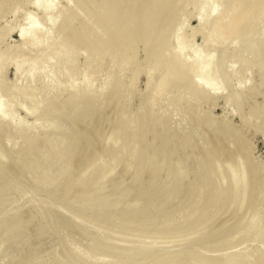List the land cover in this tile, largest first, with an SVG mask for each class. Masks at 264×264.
Returning <instances> with one entry per match:
<instances>
[{"label":"rangeland","instance_id":"rangeland-1","mask_svg":"<svg viewBox=\"0 0 264 264\" xmlns=\"http://www.w3.org/2000/svg\"><path fill=\"white\" fill-rule=\"evenodd\" d=\"M234 1L0 4V264H264V0Z\"/></svg>","mask_w":264,"mask_h":264},{"label":"bare ground","instance_id":"bare-ground-1","mask_svg":"<svg viewBox=\"0 0 264 264\" xmlns=\"http://www.w3.org/2000/svg\"><path fill=\"white\" fill-rule=\"evenodd\" d=\"M54 1H57V0H52V2H51V0H49L48 2H47V0H46V1L44 0L45 5H44L43 9H44L45 7L47 8V6L50 7V6L54 3ZM228 1H229V0H226V2H225L226 5H224V7H226V8H224L225 11H226V10L228 11V12L226 11L227 14H229V9L227 8V6H228V5H227V4H228ZM239 1H240V0H239ZM239 1H238V2H239ZM253 1H255V0H247V2H249V3L243 6L242 9L245 10L246 13H248V10H249L248 8H250V6L252 5L251 2L253 3ZM262 1H263V0H262ZM3 2H4V0H0V4L3 3ZM44 2H43V0H40L41 7L43 6ZM49 2H51V5H49V4H50ZM168 2H170V1H168ZM234 2H235V1L233 0L232 3H234ZM40 3L38 4V7H39ZM165 3H166V2H165ZM240 3H241V2H240ZM257 3H258V1H257ZM162 5H163V3H162ZM167 5H168V4H167ZM167 5L164 4V6H165L164 9L161 8L162 6L160 7V8H161V11H160V9H159L160 13L162 12V10H163V12H164V11H165V12H166V11L168 12L169 8H168V10H167V7H166ZM170 5H171V4H170ZM230 5H231V0H230V4H229V6H230ZM241 5H243V3H242ZM241 5H240V6H241ZM258 5H259V4H258ZM52 6H53V5H52ZM175 6H176V5H175ZM169 7H170V6H169ZM172 7H173V6H172ZM172 7H171V8H172ZM259 7H260V6H259ZM259 7H258V8H259ZM263 7H264V6H263ZM165 8H166V10H165ZM222 8H223V7H222ZM255 8H256V7H255ZM258 8H257V9H258ZM232 9H233V8H232ZM257 9H255L256 12L254 13V14H255L254 17L256 18V21L259 19L258 17H260V16H261V17H260V20H261V18H263L262 20H264V14L262 13L263 10H264V8H263V10L260 9V10H262V11L259 10V11H260V16H257V17H256V15H258V10H257ZM100 10H101V9H100ZM100 10H99V11H100ZM99 11H97V12H98V13H96L97 15H99V13H100V12H103L104 10L102 9V11H100V12H99ZM105 11H106V10H105ZM231 11H232V10L230 9V12H231ZM245 11H244V12H245ZM251 11H252V10H251ZM253 11H254V10H253ZM45 12H46V11H45ZM163 12H162V13H163ZM167 12H166V14H167ZM223 12H224V10H223ZM233 12H235V9H234ZM233 12H232V13H233ZM241 12H242V11H241ZM244 12H243V13H244ZM103 13H104V15H106V14H107V11H106V12H103ZM103 13H102V17H103ZM105 13H106V14H105ZM162 13H161V14H162ZM169 13H170V12H168V15H169ZM236 13H237V12H236ZM239 13H240V12H239ZM250 13L252 14V12H250ZM163 14H164V13H163ZM166 14H165V15H166ZM241 14H242V13H241ZM251 14H249V15H250L251 17H253ZM262 14H263V16H262ZM107 15H108V14H107ZM109 15H111L110 12H109ZM224 15H225V14H224ZM249 15H248V16L246 15L247 19H248ZM47 16L50 17L48 14H47ZM218 16H219V15H218ZM65 17H67V15H66ZM94 17H97V16H94ZM108 17H109V16H108ZM111 17H112V21H113V20H114V19H113L114 15L111 16ZM222 17H223V16H222ZM226 17H227V16H225V18H226ZM231 17H232V16H231ZM244 17H245V14H244ZM246 17L244 18V19H245L244 22H246V21L248 22V21H249V24H248V25H251L250 22H253V21H251V20L254 19V18L251 19V17H249L250 20H249V19L246 20ZM91 18L93 19V15L91 16ZM124 18H125V17H124ZM171 18H172V17H171ZM225 18H224V22H223V24L225 23V21H228V20H229V19H225ZM240 18L242 19V15L240 16ZM257 18H258V19H257ZM95 19H96V18H95ZM163 19H164V17H163ZM220 19H221V18H220ZM222 19H223V18H222ZM236 19H237V18H236V15H235V17L233 18V20H236ZM241 19H240L238 22H240ZM244 19H243V20H244ZM61 20H62V18H61ZM65 20H66V19L63 18L62 21H65ZM106 20L108 21L109 18H107ZM127 20H128V18H127ZM170 20H171V19H170ZM92 21H94V20H92ZM120 21H121V20H120ZM166 21H167V20H166ZM180 21H181V19H180ZM217 21H218V19H217ZM108 22H109V21H108ZM113 22H115V21H113ZM124 22H125V20H124ZM126 22H127V21H126ZM128 22H129V21H128ZM156 22H157V19H156ZM158 22H159V21H158ZM169 22H170V21H169ZM178 22H179V21H178ZM208 22H209V24L211 23V26L213 27V24H215L216 21H215V20H214V21L211 20V21H208ZM238 22H236V23H237L236 26L234 25V26H235V29L232 28V29H233V34H232V33H230V34L234 35V34L236 33V30H237L236 27H239V25H240V23H241L242 21H241L239 24H238ZM247 22H246V25H245V23H241V25H245L244 27H247ZM34 23H35V22H34V19L30 18L29 25H30V27H31V33L34 31V30H33V29H34L33 26L35 25ZM64 23H65V22H64ZM66 23H67V21H66ZM122 23H123V22H121V25H122ZM57 24H59V23L57 22ZM57 24H56V26H57ZM96 24H97V22H96ZM113 24H114V23H113ZM115 24H117V23L115 22ZM115 24H114V25H115ZM128 24H130V23H128ZM128 24H127L126 26H129ZM163 24H164V23H163ZM228 24H229V23H228ZM233 24H235V21H234ZM67 25H68V23H67V24H64L65 27H66ZM89 25H90V24H89ZM123 25L125 26V23H124ZM207 25H208V23H207ZM217 25H218V23H217ZM64 26L62 25V27H64ZM69 26H70V24H69ZM69 26H68V27H69ZM79 26H80V25H79ZM92 26H93V25H92ZM112 26H113V25H112ZM130 26H131L132 29H134V27H133L132 25H130ZM134 26H135V25H134ZM152 26H153V24H152ZM175 26H176V25H175ZM175 26H174V27H175ZM57 27H58V26H57ZM57 27H56V28H57ZM65 27H64V28H65ZM82 27H83V26H82ZM116 27H117V26H116ZM116 27H115L114 29H116ZM240 27H241V26H240ZM244 27H243V28L241 27V28H238V29H241V32H242V30H244ZM249 27H250V26H248L245 30H247ZM56 28H55V29H56ZM106 28H107V27H106ZM119 28H121V27H120V22H119ZM119 28H118V29H119ZM131 28H130V29H131ZM137 28H138V27H137ZM219 28L221 29V26H219ZM58 29H60V26H59ZM85 29H86V28H85ZM91 29H92V28H91ZM96 29H97V26H96ZM101 29L103 30V28H101ZM122 29L124 30V32H125V29L127 30V28L124 29L123 27H122ZM132 29H131V30H132ZM173 29H174V28H173ZM60 30L62 31V28H61ZM120 30H121V29H120ZM120 30H119V32H120ZM211 30H212V29H211ZM211 30H209V33H210V34H211ZM73 31H75L74 28H73ZM79 31H80V33H81V30H80V29H79ZM128 31H129V30H128ZM172 31H173V30H172ZM239 31H240V30H239ZM239 31L237 30V33H238V34H239ZM20 32H21V31H20ZM62 32H63V31H62ZM75 32L77 33L78 30H76ZM89 32L91 33V31H89ZM94 32H95V30H94ZM104 32H105V28H104ZM122 32H123V31H121L119 34H122ZM124 32H123V33H124ZM76 33L73 32V35L76 34ZM87 33H88V31H87ZM92 33H93V32H92ZM115 33H116V38L118 39L117 41H119V38L117 37V35H118V34H117L118 31L116 30ZM115 33H114V34H115ZM213 33H214V31H213ZM237 33H236V34H237ZM24 34H25V33H23V34L21 33V34H19V35H20V36H21V35L23 36ZM56 34H57V32H56ZM58 34H59V33H58ZM77 34H78V33H77ZM220 34H221V33H220ZM27 35H28V34H27ZM30 35H31V34H30ZM62 35H63V34H62ZM79 35H80V34H79ZM79 35H74V37H73V38H74V40H73L74 42H75V39H77V37H78ZM93 35H94V33H93ZM218 35H219V34H218ZM218 35H217V37H218ZM82 36H84V35H82ZM89 36H90V34H89ZM96 36H98V39H100V42L98 43V44H99V45H98V50H100V49L103 50L102 48L106 49V47H104V46L108 43V41L110 42V38L108 37L109 35L107 36V35H105L104 33L100 32V29L98 28V29H97V34H96ZM174 36H175V35H174ZM215 36H216V35H215ZM215 36H214V37H215ZM30 37H31V40H30V41H31V42L33 41L32 45L34 44V45L38 46V45H41V43H43L44 38H41V36H40V37H37V35H36V36H32V35H31ZM75 37H76V38H75ZM94 37H95V36H94ZM119 37H120V36H119ZM179 37H180V36H177V38H179ZM220 37H221V36H220ZM220 37H218V38L220 39ZM250 37H251V36H250ZM252 37H253V36H252ZM21 38H22V37H21ZM174 38H175V37H174ZM182 38H183V36L180 37V39L177 41V43H178L177 46L180 48V50H182V48L185 47ZM253 38H254V37H253ZM24 39H26V36H24L23 41H24ZM78 39H81L80 36H79ZM78 39H77V40H78ZM87 39H88V38H87ZM89 39H90V37H89ZM114 39H115V38H114ZM219 39H217V40L219 41ZM26 40H27V39H26ZM82 40H83V39H82ZM120 40H121V38H120ZM80 41H81V40H80ZM83 41H84V40H83ZM175 41H176V40H175ZM212 41H214L213 38H212ZM212 41H211V39H210V41L208 40V42H210L209 44H212V43H213ZM218 41H216V44L218 43ZM31 42H29V43H31ZM90 42H91V40H90ZM97 42H98V41H97ZM111 42H112V41H111ZM185 42H186V41H185ZM208 42L205 44L206 46H209V45H207ZM116 43H117V44H116ZM120 43H121V42H120ZM167 43H168V42H167ZM167 43H166V45H167ZM175 43H176V42H175ZM78 44H79V43H78ZM87 44H88V43H87ZM93 44H94V42H93ZM96 44H97V43H96ZM108 44H109V43H108ZM111 44H113V43H111ZM213 44L215 45V43H213ZM213 44H212V46H213ZM73 45H74V44H73ZM83 45H84V44H83ZM88 45H89V44H88ZM88 45H87V46H88ZM115 45H118V42L115 41V43H114V45H113V47H115V48L117 49L118 46H115ZM173 45H174V44H173ZM61 46H62V44H61ZM78 46H80V44H79ZM84 46H85V45H84ZM89 46H90V45H89ZM164 46H165V45H163V47H164ZM210 46H211V45H210ZM55 47H56V46H55ZM57 47H58V46H57ZM73 47H74V46H73ZM73 47H72V48H73ZM110 47L112 48L111 45H110ZM163 47H162V48H163ZM172 47H173V46H172ZM75 48L79 50V47H78V48L75 47ZM91 48H92V47H91ZM179 48H178V49H179ZM46 49H47V48H46ZM83 49H84V48H82V50H83ZM94 49H95V48H94ZM129 49H130V47H129ZM73 50H74V49H73ZM73 50H72V51H73ZM82 50H80V51H82ZM86 50H87V51H86ZM109 50H110V49H109ZM109 50H108V53L105 52L107 55H111V54H109ZM114 50H115V49H114ZM114 50H113V54H114ZM124 50H126L125 47H124ZM168 50H169V49H168ZM40 51H41V50H40ZM45 51H46V50H45ZM54 51H55L56 53H58V54H59V52H60L59 48L56 49V50H54ZM54 51H51V52H54ZM58 51H59V52H58ZM67 51H68V49H67ZM85 51H86V53H87V55H88V58H90V57H91V54H90V55L88 54V53H90V52H88V49H87V48L85 49ZM104 51H105V50H104ZM110 51H111V50H110ZM118 51H119V48H118ZM120 51H121V48H120ZM122 51H123V46H122ZM122 51H121V52H122ZM163 51H164V49H163ZM75 52H76V51H75ZM75 52H74V54H75ZM91 52H92V49H91ZM121 52H118V53L121 54ZM160 52H161V50L159 51V53H160ZM165 52L168 53V52L166 51V47H165V51H164L163 53H165ZM46 53L48 54V52H46ZM127 53H128V51H127ZM161 53H162V52H161ZM161 53H160V55H161ZM166 53H165V55H167ZM199 53H200V52H199ZM199 53H198V54H199ZM41 54H42V53H41ZM76 54H77V53H76ZM95 54H96V50H95ZM95 54H94V56H96ZM123 54H124V52H123ZM36 55H37V54H36ZM50 55H51V56H50ZM50 55H49V58L52 57V54H50ZM71 55H72V54H71ZM156 55H157V52H156ZM180 55H182V53H181ZM180 55H179V54L175 55V56L172 58V60L170 61V63H168V64H174V65L176 64V66H178V69H179V67H183V66H185V65H191V64H192V63H189L188 61H186L184 58H181ZM195 55H196V54H195ZM238 55H239V54H238ZM240 55H241V54H240ZM54 56H56V54H54L53 57H54ZM72 56H73V55H72ZM103 56H104V55H103ZM115 56H116V54H115ZM117 56H118V54H117ZM161 56H162V55H161ZM163 56H164V54H163ZM183 56H184V54H183ZM200 56H201V53H200ZM38 57H39V55H38ZM46 57H48V56H46ZM56 57H57V56H56ZM119 57H120V56H119ZM119 57H118V60H120ZM121 57H122V55H121ZM124 57L126 58V55H125V54H124ZM164 57H165V56H164ZM168 57H169V55H168ZM205 57H206V56H205ZM39 58H40V57H39ZM49 58H48V59H49ZM61 58H63V57H61ZM64 58H65V56H64ZM64 58H63V59H64ZM66 58H67V56H66ZM70 58H71V57H70ZM95 58L97 59V57H95ZM154 58H155V56H154ZM154 58H153V59H154ZM34 59H35V55H34V57H33V60H34ZM46 59H47V58H46ZM72 59H74V58H72ZM72 59H71V60H72ZM160 59H161V58H160ZM166 59H167V58H166ZM170 59H171V58H170ZM33 60H32V62H33ZM35 60H38V59H35ZM35 60H34V62H36ZM42 60H43V59H42ZM44 60H45V58H44ZM50 60H54V59L51 58ZM65 60H66V59H65ZM87 60H88V59H87ZM89 60H90V59H89ZM118 60H117V61H118ZM124 60H125V59H124ZM207 60H208V59H207ZM207 60H206V58H204V56H202V57L197 56L196 60L193 61V65H194V69H195V70H193V71H196V72H194L193 75H192V73H191V75H190V73H189V76H188V74H187L188 77H185L186 80H187L189 77H191V76H192V78H195L194 76H195V74H196V76H197L198 78L202 79V80H201L202 82H204V83L207 84V86H208L207 88L212 87V84L214 83V81H209L208 79H207V80H204V78H202V77H204V75L210 70V69H209L208 67H206V65H205V64H207V63H203V62H206ZM233 60H234V59H233ZM39 61H41V60H39ZM46 61H47V60H46ZM84 61H85V59H84ZM122 61H123V58H122ZM126 61H127V60H126ZM163 61H164V60H163ZM166 61H169V59H167ZM214 61H215V60H214ZM37 62H38V61H37ZM41 62H42V61H41ZM87 62H88L87 65H89V61H87ZM91 62H92V61H91ZM95 62H96V61H95ZM159 62H160V61H159ZM207 62H208V61H207ZM212 62H213V61H212ZM212 62H211V64H212ZM230 62H233V61H230ZM45 63H47V62H45ZM66 63H67V62H66ZM71 63H73V61H71ZM99 63H100V61H99ZM163 63H164V62H162V65L164 66ZM208 63H209V62H208ZM114 64H115V63H114ZM118 64H121V60L118 62ZM124 64H125V61H124ZM124 64H123V65H124ZM168 64H167V65H168ZM16 65H17V64H16ZM35 65H36V64H35ZM69 65H70V64H69ZM69 65H67V66L69 67ZM92 65H93V62H92ZM96 65H97V64H96ZM121 65H122V64H121ZM152 65H153V62H152ZM154 65H156V63H155ZM159 65H161V63H160ZM201 65L205 66V68H201ZM228 65H229V64H228ZM232 65H233V64H232ZM17 66H18V68H17ZM17 66L15 67V68H17V70L15 69L16 72H14V73L16 74V76H17L18 73H19L18 75H20V72H19L20 65L18 64ZM33 66H34V65H33ZM71 66H72V64L70 65V68H71ZM90 66H91V63H90ZM90 66H87L86 69H88V67H90ZM191 66H192V65H191ZM155 67H156V66H155ZM155 67H154V69H155ZM157 67H158V66H157ZM0 68H1V67H0ZM92 68H93V67H92ZM95 68H96V67H95ZM158 68H159V67H158ZM162 68H163V67H161V70L159 69V70L161 71V73H162V72L166 73L165 71H162ZM183 68H185V67H183ZM186 68H187V67H186ZM189 68H191V67H189ZM67 69H68V68L66 67L65 70H67ZM89 69L91 70V68H89ZM89 69H88V73H87L88 76L86 75V82H88V83H89L90 79L92 78V76H90V74H89ZM191 69H192V68H191ZM191 69H190V72L192 71ZM30 70H31V69H30ZM33 70H34V69H33ZM93 70L95 71V69H93ZM93 70H92V71H93ZM148 70H149V69H148ZM67 71H68V70H67ZM152 71H153V69H152ZM156 71H157V70H156ZM172 71H173V69H172ZM183 71H184V70H183ZM84 72H85V69H84ZM86 72H87V70H86ZM150 72H151V68H150ZM154 72H155V70H154ZM175 72H176V71H175ZM90 73H92V72H90ZM159 73H160V72H159ZM161 73H160V74H161ZM182 73L184 74L185 71L182 72ZM85 74H86V73H85ZM152 74H153V73H152ZM162 74H163V73H162ZM38 75H39V74H38ZM149 75H150V74H149ZM173 75H174V74H173ZM175 75H176V74H175ZM177 75H178V74H177ZM180 75H181V74H180ZM180 75H179V77L181 78ZM1 76H2V75H1ZM1 76H0V77H1ZM163 76H164V75H163ZM182 76H183V75H182ZM185 76H186V75H185ZM36 77H37V76H36ZM36 77H35V78H36ZM41 77H43V76H41ZM41 77H40V78H41ZM150 77H151V76H150ZM164 77H165V76H164ZM166 77L169 78L170 75L168 76V74H167ZM179 77H177L176 79H174V77H172V78H173L174 80L177 81V79H178ZM35 78H33V79H35ZM37 78H39V77H37ZM159 78H160V77H159ZM172 78H171V81H172ZM14 79H16V78H14ZM42 79H43V78H41L40 80H42ZM88 79H89V80H88ZM160 79H161V78H160ZM160 79H158L159 82H160ZM166 79H167V78H166ZM182 79H184V78L182 77ZM16 80H17V79H16ZM16 80H15V82H16ZM40 80L38 79V83H40V82H39ZM87 80H88V81H87ZM169 80H170V78L168 79V81H167V80H164L163 82L167 81L166 83H169ZM178 80H179V79H178ZM0 81H1V80H0ZM179 81H180V80H179ZM58 82L60 83V81H58ZM27 83H28V82H27ZM43 83H45V82H43ZM59 83H58V84H59ZM166 83H165V84H166ZM180 83H182V81H181ZM184 83H186V82H184ZM30 84H32V83L30 82ZM60 86H61V84H60ZM155 86H157V85L155 84ZM163 86H164V85H163ZM158 87H160V89H161V87H162V83H161V86H158ZM158 87H157L156 89H158L159 92L161 93L162 91H160V89H159ZM182 88H183V87H182ZM162 89H165V88L162 87ZM162 89H161V90H162ZM155 91H156V90H155ZM93 92H94V91H93ZM93 92H92V94H93ZM156 92H157V91H156ZM157 93H158V92H157ZM155 95H156V94H155ZM158 95H159V94H158ZM90 96H91V95H90ZM153 99H154V98H153ZM177 100H178V99H177ZM154 101H155V100H154ZM175 101H176V100H175ZM175 103H176V102H175ZM167 106H168V105H167ZM167 106H166V107H167ZM170 108H171V106L169 107V109H170ZM171 109H172V108H171ZM0 110H1V109H0ZM171 111H172V110H171ZM164 112H165V111H164ZM166 112H167V111H166ZM169 112H170V110H169ZM164 114H165V113H164ZM1 115H2V113H1ZM131 130H132V129H131ZM131 132H132V131H131ZM16 133H17V131H16ZM123 134H124V132H123ZM126 134H127V133H126ZM129 134H130V133H129ZM135 134H136V133H135ZM127 135H128V134H127ZM131 135H132V134H131ZM129 136H130V135H129ZM136 136H137V135H136ZM157 136H158V134H157ZM80 137H81V136H80ZM145 139H146V137H145ZM68 146H69V145H68ZM91 146H92V145H91ZM136 148H137V147H136ZM107 149H108V147H107ZM142 149H143V148H142ZM110 150H111V148H110ZM87 151H88V150H87ZM89 151H90V150H89ZM82 154L85 155V153H82ZM79 155H80V154H79ZM93 155H94V153H93ZM107 155H108V154H107ZM83 158H84V157H83ZM88 158H89V157H88ZM78 161H79V160H78ZM81 162H82V161H81ZM82 163H83V162H82ZM3 188H4V187H3ZM2 190H3V189H2ZM3 192H4V191H3ZM190 251H192V250H190ZM186 252H187V251H186ZM193 252H194V251H193ZM196 252H197V251H196ZM206 252H207V251H206ZM165 253H166V252H165ZM171 253H172V252H171ZM180 253H181V252H180ZM248 253H249V252H248ZM191 254H192V253H191ZM194 254H195V253H194ZM168 255H170V254H168ZM173 255H174V254H173ZM189 255H190V254H188V256H186V254H185V257H188V258H186V261H185V257H183V255L180 254V256L184 258V259L181 260V261H182L183 263H184V261H185V264H187V262L189 261L188 264H190V263H191V262H190L191 259L189 258ZM204 255H206V254H204ZM251 255H252V254H251ZM253 255H254V254H253ZM178 256H179V255H177L176 257H178ZM192 256H193V255H191L190 257H192ZM198 256H199V254H198ZM132 257H133V256H132ZM171 257H172V256H170V258H171ZM193 257H194V256H193ZM170 258H166V259L162 260L161 262H164V263L166 264V261H165V260H169ZM131 259H132V258H131ZM188 259H190V260H188ZM193 259H194V258H193ZM193 259H192V261L194 262L195 260H193ZM195 259H196V257H195ZM204 259H205V258H204ZM135 260H137V259H135ZM160 260H161V259H160ZM172 260H173V258H172ZM176 260H177V258H176ZM176 260H175V261H176ZM187 260H188V261H187ZM197 260H198V261L201 260L202 262H204L202 259H199V258L196 259V261H197ZM233 260H234V259H233ZM233 260H232V261H233ZM246 260H247V259H246ZM133 261H134V260H133ZM170 261H171V260H169V261H167V262L170 263ZM175 261H174V263L177 264ZM178 261H179V260H178ZM178 261H177V262H178ZM198 261H197V264L202 263L201 261H199V263H198ZM207 261H208V260H207ZM159 262H160V261H159ZM236 262H237V260H236ZM164 263H163V264H164ZM174 263H173V264H174ZM178 263H179V262H178ZM183 263H179V264H183ZM231 263H232V262H231ZM233 263H234V262H233ZM257 263H258V262H257ZM156 264H157V263H156ZM159 264H161V263H159ZM171 264H172V263H171ZM191 264H192V263H191ZM194 264H196V263L194 262ZM202 264H203V263H202ZM216 264H217V263H216ZM219 264H220V263H219ZM222 264H223V263H222ZM248 264H249V263H248ZM253 264H254V263H253Z\"/></svg>","mask_w":264,"mask_h":264}]
</instances>
